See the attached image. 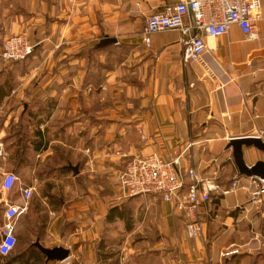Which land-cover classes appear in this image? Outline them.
<instances>
[{
    "label": "crops",
    "instance_id": "obj_1",
    "mask_svg": "<svg viewBox=\"0 0 264 264\" xmlns=\"http://www.w3.org/2000/svg\"><path fill=\"white\" fill-rule=\"evenodd\" d=\"M181 1L0 0V51L22 33L35 45L19 74L0 62V239L9 205L22 207L23 189H34L16 222L24 257L13 264H34L31 255L40 264H264L252 241L264 239V207L250 195L258 177L241 175L228 148L235 138L264 142V0L258 41L233 26L205 39L203 62L187 63L179 32L154 34L151 49L142 38L150 15ZM243 152L249 167L264 162L254 147ZM152 154L179 158L183 174L218 173L224 189L239 176L243 189L203 205V236L190 239L172 204L116 200L128 162ZM7 173L19 178L11 192ZM40 247L69 257L47 263Z\"/></svg>",
    "mask_w": 264,
    "mask_h": 264
},
{
    "label": "built area",
    "instance_id": "obj_2",
    "mask_svg": "<svg viewBox=\"0 0 264 264\" xmlns=\"http://www.w3.org/2000/svg\"><path fill=\"white\" fill-rule=\"evenodd\" d=\"M262 18L261 0H183L150 15L146 19L142 38L145 47L151 49L154 34L177 31L181 35L184 61L203 62V56L208 50L205 41L207 37H224L233 26H237L246 42H256L259 40L257 24ZM34 52L35 45L27 33L14 35L4 41L0 61L23 62ZM5 156V146L0 142V159ZM216 161L215 159L214 162ZM179 164V158L166 161L156 154L135 157L120 174V196L116 200L139 196L158 197L173 205L186 221L188 237L197 239L203 236V227L198 215L200 208L213 199L237 193L243 186L237 176L228 189L221 188L218 184V173L211 178H202L194 169H189L183 174ZM18 182L16 175L5 174L3 191H13ZM33 193V188L23 189L26 204L22 207L9 205L6 223L1 228L0 255L9 256L15 251L18 244L16 222L19 216L27 211L28 201ZM250 195L254 206L264 207V179H251ZM252 241L264 247V239L263 243L258 237Z\"/></svg>",
    "mask_w": 264,
    "mask_h": 264
},
{
    "label": "water",
    "instance_id": "obj_3",
    "mask_svg": "<svg viewBox=\"0 0 264 264\" xmlns=\"http://www.w3.org/2000/svg\"><path fill=\"white\" fill-rule=\"evenodd\" d=\"M115 42L113 40H105L102 43H110ZM243 147L251 148L254 147L262 152H264V142L256 137H241V138H235L231 139L228 148L233 150L234 158L236 165L243 176L247 177H258L261 179H264V162H258L252 167H249L245 160H244V152ZM72 169L75 171V174L78 173V167H72ZM42 252L47 258V263L49 262H55V261H65L69 257V253L61 248L56 249H45L40 247Z\"/></svg>",
    "mask_w": 264,
    "mask_h": 264
},
{
    "label": "trees",
    "instance_id": "obj_4",
    "mask_svg": "<svg viewBox=\"0 0 264 264\" xmlns=\"http://www.w3.org/2000/svg\"><path fill=\"white\" fill-rule=\"evenodd\" d=\"M16 249H17V247H16ZM31 256L33 257L32 259H33V263L34 264H40L41 263L39 255H37V256L36 255H31ZM7 257H9V258L6 259L7 260V264H13L14 262L18 261L20 258L24 257V255L15 256V252H13L11 255H9ZM34 257H35V259H34Z\"/></svg>",
    "mask_w": 264,
    "mask_h": 264
},
{
    "label": "rangeland",
    "instance_id": "obj_5",
    "mask_svg": "<svg viewBox=\"0 0 264 264\" xmlns=\"http://www.w3.org/2000/svg\"><path fill=\"white\" fill-rule=\"evenodd\" d=\"M34 53H35V52H34ZM33 55H34V54H33ZM33 55H32V56H33ZM32 56H31V57H32ZM31 57H30V58H31ZM30 58H29V59H30ZM29 59H28V60H29ZM28 60H26V61H28ZM26 61H23V62H3V61H0V62L3 63V64H7V65H9V66H12L11 68H13V71H14L16 74H19V70H20L21 68H18L17 66H18L19 64H20V65H21V64L23 65V63H25ZM22 71H24V70H22ZM18 81H19V80H18ZM18 83H20V81H19ZM18 83H17V85H19ZM4 146H5V145H4ZM16 254H18V253H16ZM44 261H45V260H44ZM44 261H43V263H45Z\"/></svg>",
    "mask_w": 264,
    "mask_h": 264
}]
</instances>
